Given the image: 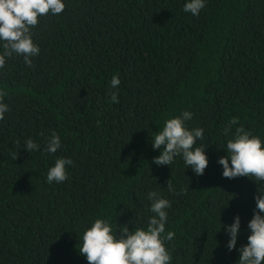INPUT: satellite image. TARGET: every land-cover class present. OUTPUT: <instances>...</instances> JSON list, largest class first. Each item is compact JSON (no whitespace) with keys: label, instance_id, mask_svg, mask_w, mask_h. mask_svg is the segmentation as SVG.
I'll return each instance as SVG.
<instances>
[{"label":"trees","instance_id":"1","mask_svg":"<svg viewBox=\"0 0 264 264\" xmlns=\"http://www.w3.org/2000/svg\"><path fill=\"white\" fill-rule=\"evenodd\" d=\"M62 2L31 30L33 66L14 55L0 68L10 109L0 120V264H88L78 250L85 229L97 218L114 231L146 227L153 190L171 202V264H236L264 181L225 178L218 159L232 117L233 131L242 124L264 146V0H205L195 16L183 11L187 0ZM185 110L188 128L204 130L197 146L208 145L200 176L181 156L153 163L161 149L152 137ZM53 130L54 155L45 151ZM29 138L39 150L21 147ZM58 157L73 161L68 179L48 183ZM237 214L229 251L225 226Z\"/></svg>","mask_w":264,"mask_h":264},{"label":"clouds","instance_id":"2","mask_svg":"<svg viewBox=\"0 0 264 264\" xmlns=\"http://www.w3.org/2000/svg\"><path fill=\"white\" fill-rule=\"evenodd\" d=\"M205 7V0H187L183 11L192 15H199ZM65 9L62 0H0V68L6 63V58L22 56L25 65L32 67V57L40 53V48L33 42L32 28L39 23L40 16L49 13L58 15ZM120 79L113 75L110 88L117 89ZM8 96L6 90H0V120L10 111L4 98ZM111 101L119 102L117 91H110ZM190 111H182L180 115L165 121L162 130L152 137L154 149H161L160 154L153 158L157 166L171 165L174 158L181 156L187 167H191L197 176L203 175L209 160L206 155L205 144L197 146L198 141L204 140L202 128H188L187 121L192 119ZM239 123V117H232L223 129L227 140V155L221 156L218 163L223 166L222 175L225 178L240 176L249 177L258 184L264 181V146L259 136L253 135ZM43 136V132L40 134ZM20 145V141L16 142ZM163 146V147H162ZM21 147L31 153L39 150L40 145L29 138ZM61 147V138L53 130L47 139L45 151L54 155ZM18 153L14 154V159ZM70 158L58 157L52 167L48 169V183H62L68 179L66 166L71 165ZM169 191L175 192L171 179L167 186ZM181 191H184L181 189ZM150 211L153 213L147 220L146 227H133L131 230L120 225L119 231H114L108 220L97 218L90 227L86 228L79 253L86 257L88 264H171L172 257L165 246L166 241H172L175 233L167 231L166 209L171 202L163 198L158 192L150 191L147 195ZM256 206L253 216L248 222L250 234L247 243L240 246L239 258L236 264H264V191L257 189L255 195ZM241 220L237 214L231 224L226 225L230 237L226 247L229 251L236 248L240 234Z\"/></svg>","mask_w":264,"mask_h":264}]
</instances>
